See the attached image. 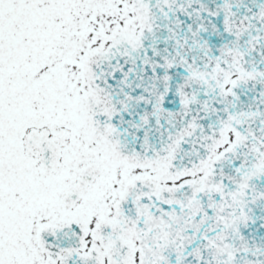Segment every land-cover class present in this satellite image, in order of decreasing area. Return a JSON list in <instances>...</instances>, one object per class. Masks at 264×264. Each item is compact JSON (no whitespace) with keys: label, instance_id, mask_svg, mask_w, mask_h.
<instances>
[{"label":"snow or ice","instance_id":"6c2138e0","mask_svg":"<svg viewBox=\"0 0 264 264\" xmlns=\"http://www.w3.org/2000/svg\"><path fill=\"white\" fill-rule=\"evenodd\" d=\"M0 264H264V0H0Z\"/></svg>","mask_w":264,"mask_h":264}]
</instances>
